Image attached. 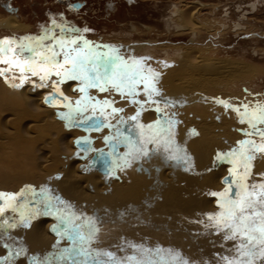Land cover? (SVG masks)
<instances>
[{
	"label": "bare ground",
	"instance_id": "6f19581e",
	"mask_svg": "<svg viewBox=\"0 0 264 264\" xmlns=\"http://www.w3.org/2000/svg\"><path fill=\"white\" fill-rule=\"evenodd\" d=\"M181 16H183L181 19L184 26L188 31L193 32L196 27L193 23L194 20H191L189 14H181ZM0 30L22 32V29L13 20L3 18L1 15ZM119 40L114 39L113 41L119 44L123 42L129 45L130 43V41ZM143 45L144 42L141 43V41L137 45L132 44L131 51H139L143 47L149 46L147 43ZM166 45L168 44H160L154 48L161 50V52L164 51L168 55V51L174 50L172 47L176 45H172V43V46ZM176 47L174 51L180 61L190 67L193 72L187 73V76L174 79L164 76L163 84L159 82L157 87L164 96L175 98L177 101L188 98V103L192 102L190 106L181 109L179 119H182L183 123L176 125L177 143L182 145L187 154L195 160L192 171L182 172L180 170V172L174 171L176 169L162 170L160 168L162 172L158 174L155 169L157 172H153V179L149 188H154L158 194L146 195L145 198L143 195L135 194L134 191L139 189L137 188L139 183L130 170H120L118 175L111 176L112 178L104 177L101 174H88L86 169L92 163L96 152L80 151L77 142L88 138L93 141V148L102 150L106 146L104 137L110 136L112 130L105 128L100 131L88 132L73 129L67 125L69 121L62 118V115L66 116L69 113L67 106L69 103L72 108H75L77 101H81L84 97L79 91L83 87L80 81L60 82L56 80L55 89L52 90L53 88L51 89L49 85V87H36L37 82L33 81L30 82L31 85L20 88L14 87L13 85H19L21 82L7 79L5 85L0 82V192L13 194L26 185L39 186L47 181L49 187L58 189L59 196L63 197L64 200L72 202L84 212L91 211V213H99L101 216H104L106 210L110 216L111 214L116 216L122 212L128 216L126 210L132 209L135 204L141 207L143 202L151 197V201L148 202L150 206L146 209H151L149 218L155 220L154 222H157L159 226L162 224L159 220L163 222L165 217L170 219L167 211H169L168 206L171 204L175 206L176 213H179L177 210L179 207L180 215L186 217L188 222L193 225L199 223V220L202 223L203 218L207 217L208 214L219 211L216 198L210 196L209 193L224 191L225 184L223 181L229 176L231 165L226 161L218 163L216 156L218 153L228 152L238 146V142L243 140L245 136L242 135L243 125L239 124V116L218 101H212L211 98L218 97L217 99L220 98L219 101L240 107L245 102L241 99L243 93L237 91L236 86L239 84L244 86L243 82L253 79L260 72L257 68L238 62L232 63L217 58H205L200 49L189 48V51L183 53L184 48ZM151 57L153 56L151 55ZM159 63L163 64V69L160 68L161 66L159 69L152 68L159 74L168 73V71L171 72L175 69V62L170 60L167 62L160 60ZM57 88L60 90L59 93L56 91ZM60 93L63 95L60 96ZM88 94L93 99L107 98L111 100L117 109H123L118 114L125 115L129 120L139 110V107L133 106L128 98L126 99L121 95L116 96L113 91L99 95V93L90 90ZM52 97L57 98V101L47 104ZM194 99H197L198 102H195ZM96 101L99 100L96 99ZM50 103L55 106L49 105ZM155 107L156 105L145 106L144 113L142 112L140 117L141 123L147 125L156 122L158 114L154 110ZM89 114H92L91 109L85 113V115ZM111 115L115 118L118 117L117 114L112 113ZM111 115L109 114V116ZM134 123L131 121V124ZM192 129L195 131L194 133L190 132ZM262 174H264V155H258L254 161L252 180L260 181L264 178ZM144 193H146L145 190ZM175 212L172 214H176ZM54 222L52 219L37 221L31 224L27 231L17 226L0 230V264H33L32 258L34 256L41 258L51 256L56 251L54 246L58 242L61 247H68L67 241H60L59 237L54 235L52 231ZM175 226L177 225H172V229L178 231L179 229ZM101 231L107 232V230ZM120 233L123 234L124 232ZM102 235L105 237L104 239L109 236L104 233ZM217 237L222 240L220 245H205L209 260H213L215 264L216 254H223L226 248L232 246V242H225L223 236ZM112 238L114 237L112 236L108 240ZM175 238L177 239V236ZM5 244L9 247L5 248ZM31 244L35 246H32L31 249L26 248V245ZM36 245L39 247L37 248ZM10 249L15 252L23 251L20 256L14 255L8 258L5 256V251ZM6 258L10 260L5 261Z\"/></svg>",
	"mask_w": 264,
	"mask_h": 264
},
{
	"label": "snow or ice",
	"instance_id": "6c2138e0",
	"mask_svg": "<svg viewBox=\"0 0 264 264\" xmlns=\"http://www.w3.org/2000/svg\"><path fill=\"white\" fill-rule=\"evenodd\" d=\"M45 41L51 42L45 44ZM14 44L18 50L13 49ZM100 47H93L71 27L60 28L59 35L46 30L42 36L27 37L23 42L0 40V65H8L0 67V75H5L7 79L6 73L15 67L21 73L39 75L41 81L48 80L53 75L61 77V82L80 81L83 87L79 91L85 93L84 98L77 101L75 108L69 103V113L62 115V118L69 121L70 127L86 124L88 131H100L104 127L113 130L112 135L104 137L109 148L107 153L93 148L91 139L85 138L77 142L85 146L83 151L86 153L97 152L94 162H101L111 176H115L117 170L123 171L134 163L142 164L145 160L151 162L152 159L161 157L165 161L183 164L186 170L191 169L192 158L176 141V125L179 122L164 114L165 108L172 106L173 102H165L162 108L158 106L161 101L153 99L162 97L161 90L157 87L160 74L145 66L142 60H125L115 49L104 52L99 50ZM18 56L23 57V62L16 59ZM108 86L122 97H131L132 104L139 105V110L130 117L134 124L128 125L123 118L118 122L120 126L106 122L107 108H111L114 115L123 109L113 107L108 100L93 103V98L87 95L89 88H98L103 92ZM56 91L59 93V88ZM140 95L145 99H136ZM51 99L55 100V97ZM218 103L238 114L240 123L247 125V130L242 131V135L247 138L239 141L237 147L216 156L218 163L226 161L231 167L229 176L223 181L224 191L209 193L216 198L219 211L207 215L210 224L206 227L213 229L215 235L223 234L225 242H232V246L226 248L223 254H216V264H264V178L260 181L252 180L254 161L258 155H264V105L249 108L245 104L241 110V107H234L224 101ZM147 104L157 105L155 112L163 115L155 123L145 125L141 123L140 117ZM89 109L92 115L87 116L85 113ZM97 111L100 116L96 115ZM125 125L127 133L121 127ZM252 137L258 138L259 142ZM121 146L126 149L123 154L118 151ZM27 193L41 197L37 203L43 204V210L34 208L31 213H26L28 202L21 203L20 197ZM9 210L12 213L19 212L20 223L25 226H29V215L55 217L58 224L52 231L60 241L68 242V247H61L58 242L51 257L34 256L33 264H191L181 252L161 246L131 244V254L124 256L94 247L99 242L104 224H114L117 221L109 219L107 210L104 216L99 213L88 215L60 196L52 195L51 189L47 187L42 188L40 193L32 188L19 194L0 193V230L17 226L5 217ZM124 216L125 213H119L118 219L122 221ZM4 247L9 246L5 244ZM22 251L15 252L14 255L20 256ZM120 251L127 250L121 248Z\"/></svg>",
	"mask_w": 264,
	"mask_h": 264
},
{
	"label": "rangeland",
	"instance_id": "374dc122",
	"mask_svg": "<svg viewBox=\"0 0 264 264\" xmlns=\"http://www.w3.org/2000/svg\"><path fill=\"white\" fill-rule=\"evenodd\" d=\"M36 1L41 6H43L47 0ZM48 1L51 2V5H55V1ZM96 2L97 0H90V3L93 5ZM15 5L22 10L27 8V6L31 8L27 0H16ZM111 5L113 7L120 8L118 17H113L111 21H105V14L101 13V15L98 16L93 13H89V20L95 25V27L90 26L88 29L86 28L88 31H84L85 38L96 41L98 40V42L101 44V49L106 48L105 46L107 45H114L113 49H115L116 52L125 60L133 59L135 56V59L142 60L144 65L150 68L156 67L159 69L161 66L160 68L163 69V64L159 63L160 60H163L164 62L169 60L175 62V69H173L174 71H168V73L162 72L160 74L159 82L162 84V81L165 79V77L172 79L180 78L181 76H187V73L190 74L193 72L190 70V67H187L186 64L184 65V62H181L178 58V55L174 51L177 48L176 46L184 48L183 53L189 51V48L196 50L200 49L202 56L205 58H217L232 63L238 62L249 67L252 66L259 69L260 74L253 77V79L243 82L244 86H242V84L237 85L235 89H238L237 91H239L241 94L243 93V97L241 99L246 105L249 106V108H254L256 105H264V0H131L129 3L126 2L122 6L119 3V0H115L111 2ZM192 10L193 12H191ZM1 13L3 12L0 11V14ZM181 14H189L192 18L191 20L195 21H193V23H195L196 27L193 32L190 30L188 31V29L184 26L182 20L183 16H181ZM28 15H30V12ZM10 33L8 30H0V40L7 39L15 41V38L19 37L16 35H11ZM112 38L117 40L120 39L119 41H130L129 45H132L136 42L140 43V41L143 40V42L151 46H146V48L143 47L141 50H139L141 52L138 50L131 51V45L128 46L129 49L126 48L123 50L119 46L115 45L118 43L114 42V39ZM171 43L172 45L176 46L172 47L174 50L168 51V55H166V52L164 51L161 52V50L155 49L160 44H168L172 46ZM121 44L123 45L124 43L122 42ZM107 51H109V49ZM151 55L153 57H151ZM16 59L23 62V57L18 56ZM157 60L159 61L156 62ZM157 65L159 66L157 67ZM0 67H8V65H0ZM6 74H9L8 77L11 76L9 78L14 77L12 74L16 75V77H21V79L24 77L23 82L25 84H29L34 80H40L38 75L32 76L31 73H21V71L15 67L11 68ZM25 76L27 77L26 79ZM55 79L57 80L59 78L52 76L50 79L43 81V83L49 85ZM0 82H2L4 85L6 84L7 79L5 78V75H0ZM31 87L33 89V86ZM250 87L252 88L250 89ZM109 91H113L116 96L119 95L111 86H108L106 91L96 92L99 93V95H103L108 94ZM81 94L84 96L85 93L81 92ZM124 97L126 99L128 98L130 101L132 99L127 95ZM212 98L211 100L215 101L218 97ZM96 99L101 102L105 100L111 101L107 98H94L93 102H95ZM136 99L144 100L145 97L140 95L137 96ZM194 101L198 102L197 99H194ZM191 103L192 102H190V104ZM190 104H184L182 109H184V107L190 106ZM49 105L55 106L51 103ZM148 105L153 106L152 104ZM133 106L139 107L137 104H133ZM240 107L241 110H243L242 105ZM111 112L112 110L110 108L106 109L107 116H109V114L111 115ZM97 115H100L98 111ZM240 125H243V130L247 127L246 124L240 123ZM129 170H132L133 176L138 180L139 183V187L137 186L139 189L134 191L136 195H143L145 198L146 195L152 196L155 193L158 194L154 188H149V185L153 179V169L151 170L152 173H150L151 175L149 180L145 174L137 173L136 169L133 167H131ZM144 190L146 193H144ZM150 199L152 198L150 197ZM150 199L146 200V202H143L144 204L141 207L135 204L132 209L126 210L128 216H124L122 221L118 219L117 215L116 220L118 222L115 224H117L119 229L114 230V238H112L108 244L107 239L102 241L100 237V243L107 244L101 246L100 249L111 250L117 252V254L120 256H124L131 254V249L128 247L129 245L146 244L145 246L148 247L161 246L163 248L175 249L181 252L183 256L191 262V264H206V262L207 264H215L213 260H209V257L206 254V246L211 245L207 242V240L202 241V249H200L201 247L198 248L196 243H192V241L188 240L190 232H194V229H196L195 232H200L202 229L204 230L206 225L210 224V222L207 220V217L203 218V223H197L193 225L191 222H188L186 217L180 215L181 210L179 207L177 208L179 213H176L175 206L171 204L168 206L169 211H167L170 219L165 217L163 222L159 220V222L162 223L161 226H159L157 222H154L155 220L149 218L151 209L149 210V208H146L150 206L148 203L151 201ZM173 208L175 209L173 210ZM174 212L176 214H172ZM217 212L218 211H215V213ZM172 225H177L175 227L179 230L175 231V229H172ZM122 231L124 232L123 234L120 233ZM120 234L122 235L120 236ZM175 236H177V239ZM218 236H223V234ZM122 237L123 239H121ZM214 245H216V243ZM121 248L126 249L127 251H120ZM8 260L10 259L6 258L5 261Z\"/></svg>",
	"mask_w": 264,
	"mask_h": 264
},
{
	"label": "flooded vegetation",
	"instance_id": "af4514ba",
	"mask_svg": "<svg viewBox=\"0 0 264 264\" xmlns=\"http://www.w3.org/2000/svg\"><path fill=\"white\" fill-rule=\"evenodd\" d=\"M15 1L16 0H0V11H2L4 13V14L1 13L0 15L3 18H9V19L13 20V22L20 29H22L21 33L16 31V30H12V31L8 30L9 33L11 32L10 33L11 35L19 36V37L15 38V41H18V42L25 41V38H27V37H37L38 38V37L42 36L45 33L46 30H50L51 32H55L56 35H59L60 34V28L71 27L72 29L76 30V33L78 35L82 36L85 40L89 41V43L93 47L101 46V44L98 42V40L96 41V40H91V39H86L85 38L84 30L86 28L88 29L90 26H94L95 27V25L93 23H91V21L89 20L88 14L89 13L90 14L93 13L95 15L100 16L101 13H102V14L106 15V20L105 21H111L113 17H118L119 16V11H120L119 7L116 8V7H113L111 5V2H113L115 0H97V2L94 5L90 3V0H52V1H55V5H51L50 4L51 2H49L47 0L45 5H43V6H41L36 0H27L29 2V4H30L31 8H29L27 6V8H25L24 10L20 9L19 7H17L15 5ZM130 1L131 0H119V3L122 6V5H124V3H126V2L129 3ZM29 12H30V15H28ZM2 15H4V16H2ZM54 25H56L58 27H54ZM50 42L51 41H45L44 43L48 44ZM141 43H143V42L141 41ZM135 44H137V42L134 43V45ZM115 45L119 46L121 49L125 50L126 48L129 49L128 46H130L131 44L130 45H122V44L118 43V44H115ZM144 45H145V42H144ZM113 46L114 45H112V46H108L107 45V46H105L106 48H102L101 49V47H100L99 50L100 51L102 50V51L106 52L108 49H113ZM131 46H130V48H131ZM12 47H13L14 50H18V49H16V45L15 44ZM6 75L8 77L9 74H6ZM12 75L14 77H16V75H14V74H12ZM41 75H43V73H41ZM9 77H11V76H9ZM9 77L7 78L9 80H13V81L14 80H18L16 78H9ZM53 77L59 78V80L57 79V81L61 82V79H62L61 77L55 76V75H53ZM67 81H72V80H67ZM33 82H35V80ZM36 82L38 83V84L36 83V87H41V85L48 86V84L43 83V81H41V80H39V81L36 80ZM55 82H56V79L54 81H52L51 84H49L51 89L53 88L52 90L55 89V86H56ZM25 85H31V84L29 83V84H25ZM25 85L19 86V88L23 87ZM90 89H95V88H90ZM96 89H98V88H96ZM163 97H165V98H163ZM153 99L160 100L161 103L158 106L162 107V108L164 107L165 102L172 101L173 102L172 106L165 108L164 114H166L170 118H173L176 121H178L179 122L178 124H180V125L183 123L181 121L182 119L181 120L179 119V112L183 108L184 104H188V98L187 99L182 98L181 100L177 101L175 98L162 95V97H153ZM219 100L220 99H216L215 102L219 101ZM55 101H57V98L55 100L50 99V101L48 100L47 104L49 102H55ZM112 106L115 107V103L114 102H112ZM153 106H155V105H153ZM237 107H239V106H237ZM167 110H168V112H167ZM233 112H235V111H233ZM90 115H92V114H89L87 116H90ZM117 115H118V117H116V118L113 117V115L107 116V121L106 122L111 123L113 125L120 126L118 123H116V121L119 122V120L121 118H123L125 121L129 122V123L127 122L128 125H131V121L128 119V117H126L125 115H122V114H117ZM162 115L163 114H158L157 115V120L160 119ZM97 116H100V115H97ZM239 124H240V120H239ZM67 125L69 126V124H67ZM71 127L73 129L75 128V129H81L83 131H88L87 130L88 129V125H86V124H75L74 126H71ZM83 127H86V128H83ZM121 127H124V130H125L126 133L128 132L127 125L121 126ZM105 128L106 127L102 128V129H105ZM107 129H109V128H107ZM109 130L111 131V129H109ZM244 130H247V127ZM92 131H96V130H92ZM240 131H242V130H240ZM88 132H90V131H88ZM112 132H113V130H112ZM190 132L194 133L195 131L192 129ZM109 135H112V133H110ZM252 138L253 139H257V142H259L258 138H256V137H252ZM244 139H246V138H244ZM84 147H85L84 145H79L78 144V148H79L80 151H83ZM235 147H237V146H235ZM122 149H123V151H122ZM102 150L105 153H107L109 151L108 145L106 144V146ZM118 151L119 152L121 151V154H123L126 151V149L123 146H121V147H119ZM83 152H85V151H83ZM96 157H97V152H96V155H95L94 158H96ZM190 157L192 158V161H193V167L191 169H188V170L192 171L193 168H194L195 160H194V158L192 156H190ZM94 158L92 160V163L87 168V173L88 174H101L104 177H110V178L114 177V176L111 177V175L108 174L107 168L101 162H99V161L94 162ZM131 167L136 169L137 173L145 174L146 177L148 178V180H149L150 175H151L150 173H152V171H151L152 169L155 172L158 171L157 172L158 174H159V172H162V170H165V169H172V170L176 169L174 171H180L181 170L182 172H188V170H185L186 167L183 164H177V163L175 164V162H173V161H165V160H163L162 157L161 158H154V159L151 160V162H148L147 160H145L142 164L141 163H134ZM131 167H129V168L125 169V170H129ZM141 169H143V170H141ZM118 172L119 171L117 170L115 176L118 175ZM44 182L41 183L39 186L26 185L22 189H20L18 192H15L13 194H19V193H21L22 191H25L28 188L35 189V191L37 193H40L42 188L47 187V188L51 189L52 195L59 196L57 188L55 189V188L49 187V183L47 181H44ZM0 193H3V192H0ZM61 198L63 199V197H61ZM40 199H41V197L39 195L34 197V196L31 195V193H27L24 197H20V202L21 203L28 202V209L26 210V213H31V210L34 209V208H39V209L43 210V204L37 203V201H39ZM70 203L72 204V202H70ZM86 213L88 215H92L93 214V213H91V211H86ZM5 215H6V217L9 218L11 223H16L17 227H19L20 229L22 227L26 231H27V229H29V226L31 224H33L34 222L45 220V219L54 220L55 221L54 222V227H56L57 224H58L57 220L53 216H46V215H35V216H32V215H29L28 216L29 226L26 227L24 224L20 223L21 217H20V213L19 212L12 213L9 210L8 213L7 212L5 213ZM116 216L115 215L113 216V214H111V216L109 215V219L116 220V218H117ZM124 222H125V220H124ZM199 223H200V220H199ZM117 229H119V227H117V224L106 222L101 230H107V232L101 231L99 239L101 237V240L105 241L106 239H103L105 237H103L102 234L104 233L107 236L109 235L108 237L106 236L107 237V244H108V242H110V240H108V239L115 235L114 230H117ZM54 235L57 236L56 233H54ZM217 236L218 235L213 234V229H211L209 227H205L204 230L202 229L200 232H195V231L194 232H190L188 240L192 241V243H196L198 248H200L202 246V241H204V240H207V242L209 244L213 245V246H214V244L216 242H217L216 245H218V244L220 245L222 243V240L220 238H218ZM211 238H213V239H211ZM107 244L100 243V240H99V242L97 244H95L94 247L100 249L101 246H104V245H107ZM32 246H35V245L34 244L26 245V248L31 249ZM36 247L38 248L39 246L36 245ZM29 252H31V251H29ZM14 253H15V251L12 250V249H10L9 251L6 250L5 251V256L10 258V257L14 256Z\"/></svg>",
	"mask_w": 264,
	"mask_h": 264
},
{
	"label": "crops",
	"instance_id": "0c3cea01",
	"mask_svg": "<svg viewBox=\"0 0 264 264\" xmlns=\"http://www.w3.org/2000/svg\"><path fill=\"white\" fill-rule=\"evenodd\" d=\"M13 77V76H12ZM23 77V76H22ZM14 78V77H13ZM16 79H18V81L19 82H21V84H20V86H22V85H25V83L23 82V78L21 79V77H15ZM36 82V81H35ZM93 91V92H96V91H100L99 89H88V91ZM83 93V92H82ZM54 94H56V93H54ZM60 95V94H59ZM85 95V94H84ZM87 95L89 96V94H88V92H87ZM60 96H62V95H60ZM97 114V113H96ZM100 114V113H99Z\"/></svg>",
	"mask_w": 264,
	"mask_h": 264
},
{
	"label": "water",
	"instance_id": "95a60500",
	"mask_svg": "<svg viewBox=\"0 0 264 264\" xmlns=\"http://www.w3.org/2000/svg\"><path fill=\"white\" fill-rule=\"evenodd\" d=\"M83 128H86V127H83Z\"/></svg>",
	"mask_w": 264,
	"mask_h": 264
}]
</instances>
